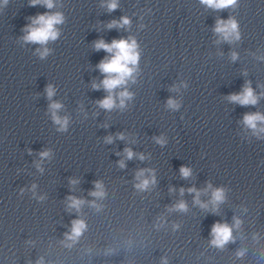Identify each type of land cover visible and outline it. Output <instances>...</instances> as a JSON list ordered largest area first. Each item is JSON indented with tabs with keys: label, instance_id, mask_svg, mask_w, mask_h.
Here are the masks:
<instances>
[{
	"label": "clouds",
	"instance_id": "9594fccd",
	"mask_svg": "<svg viewBox=\"0 0 264 264\" xmlns=\"http://www.w3.org/2000/svg\"><path fill=\"white\" fill-rule=\"evenodd\" d=\"M200 2L213 10H223L230 7H235L237 5V0H200ZM31 4L32 6L41 4L48 10L56 7L55 0H31ZM102 7H106L109 12H112L118 8V0H107V2L102 5ZM30 19L31 23L25 27V35L22 37V39L27 43L39 44L41 47L36 50V53L41 59H44L51 53V49H49L46 45L49 41H55L59 38L60 30L57 28V25L63 24L65 22V17L61 12L47 11ZM130 23L131 21L127 16H122L119 20L110 21L107 24V27L109 29L124 28L129 26ZM213 31L219 36L220 40L223 41L232 42L233 40L240 39L238 23L232 17H229L227 20L218 18ZM94 48L96 50L102 49L108 53V55L97 65L104 78L99 83L95 81L92 82L93 89L98 90L103 88L107 93L103 99L96 101V104L106 111H111L117 107L123 109L126 107V101L131 100L134 95L127 90L126 86L129 81L135 82V73L137 72L140 56L137 41L131 36L128 38L114 39L111 41V43H107L103 39H99L94 42ZM236 58V53H233L232 59L235 60ZM117 89L123 90L117 92ZM45 92L48 100L50 101L48 110L51 114V119L55 125H58L57 131H67L69 118L67 116L59 115L63 105L58 101L52 100L53 96L56 94V89L52 84H49L47 85ZM227 99L229 102L239 104L241 106L256 105L258 102V96L254 93L253 89L250 87V84H246L241 92L229 95ZM167 107L177 110L180 105L175 99L170 97L167 100ZM243 123L248 128L252 129L254 133H264V127H259V125H264V114L259 112L246 113L243 117ZM117 138L124 139L125 137L123 133H119L117 134ZM112 140L113 137L111 136L105 138L106 143H111ZM155 140L161 146L166 143L163 137H156ZM50 155V150H44L39 153L41 161L45 158H49ZM134 156H137V154L134 153L131 148L124 149L125 159L131 160ZM138 158L140 160H144L146 157L144 154H139ZM125 159L118 161L119 167L124 168L126 166ZM36 166L40 171H43V169L40 168L39 162H37ZM145 173H148L149 175L146 176ZM180 175L185 179L190 177L192 175L191 168L181 166ZM135 178L138 183H136L134 187L141 191L147 190L150 185L156 183L154 170L152 169L138 170ZM78 182L79 181L76 179L70 180V184L72 185H75ZM32 188L35 190L36 185L33 184ZM94 188L95 190L91 191L89 195L96 197L97 199H102L106 194L103 183L101 181H95ZM208 188H212L211 184L208 185ZM171 190L172 189H170V191ZM187 191L189 193H195V204H199L201 207H207V205L202 203L199 199L201 194L200 191H198L195 187L189 188ZM205 191H207V189H205ZM180 192L181 195H183L184 189H180ZM43 198L44 197H39L41 200ZM224 199L225 190L223 188L212 189L210 202L214 206L222 203ZM67 201L68 210L75 209L77 212H79L81 206L85 203L83 199L77 198L75 196L67 197ZM89 203L93 207H98L95 204V201H91ZM173 210L186 212L187 205L183 200H181L173 206ZM234 221V225L232 226L227 223L220 222H217L212 226V239L210 242L213 246L223 248L227 243L233 240L232 228L239 227L241 223V221L236 218H234ZM86 227L87 226L84 220L74 219L71 222L70 232L65 233L66 239L68 241H72L73 243L76 242L86 230ZM174 227L178 228L179 226L175 225ZM237 255H243V253L238 252ZM163 264H167V261L165 260Z\"/></svg>",
	"mask_w": 264,
	"mask_h": 264
}]
</instances>
